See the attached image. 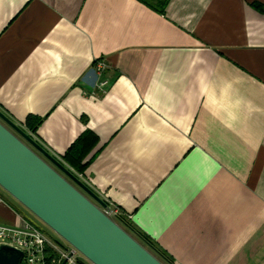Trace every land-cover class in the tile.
<instances>
[{
	"label": "crops",
	"instance_id": "obj_1",
	"mask_svg": "<svg viewBox=\"0 0 264 264\" xmlns=\"http://www.w3.org/2000/svg\"><path fill=\"white\" fill-rule=\"evenodd\" d=\"M0 112L58 160L92 133L68 169L174 264H264V0H0Z\"/></svg>",
	"mask_w": 264,
	"mask_h": 264
},
{
	"label": "water",
	"instance_id": "obj_2",
	"mask_svg": "<svg viewBox=\"0 0 264 264\" xmlns=\"http://www.w3.org/2000/svg\"><path fill=\"white\" fill-rule=\"evenodd\" d=\"M0 189L90 264H162L103 213L104 201L1 112ZM21 259L20 251L0 245V264Z\"/></svg>",
	"mask_w": 264,
	"mask_h": 264
},
{
	"label": "built area",
	"instance_id": "obj_3",
	"mask_svg": "<svg viewBox=\"0 0 264 264\" xmlns=\"http://www.w3.org/2000/svg\"><path fill=\"white\" fill-rule=\"evenodd\" d=\"M97 76L106 69L103 61H95ZM107 81L100 79L96 89L103 90ZM107 204V203H106ZM103 213L112 220L120 216L119 210L110 207ZM0 245L14 248L22 253L20 264H84L86 260L71 246L49 236L32 221H25L22 226L8 227L0 225Z\"/></svg>",
	"mask_w": 264,
	"mask_h": 264
},
{
	"label": "trees",
	"instance_id": "obj_4",
	"mask_svg": "<svg viewBox=\"0 0 264 264\" xmlns=\"http://www.w3.org/2000/svg\"><path fill=\"white\" fill-rule=\"evenodd\" d=\"M142 5L146 6L153 12L164 15L165 8L170 0H136ZM257 10H263L259 5H252ZM44 118L29 116L25 119L24 127L26 131L31 135H35L38 127L41 125ZM95 136L86 131L80 137H78L67 149L64 155L60 158V161L66 165L67 168L74 173L82 174L90 163V160L86 161V157L93 150L96 145ZM71 171V172H72ZM72 172V173H73ZM116 223L122 227L128 234L138 241L143 247H145L153 256H155L162 264H174L173 259L157 244L148 239L146 236L139 234L131 227L123 216H119L116 219Z\"/></svg>",
	"mask_w": 264,
	"mask_h": 264
},
{
	"label": "rangeland",
	"instance_id": "obj_5",
	"mask_svg": "<svg viewBox=\"0 0 264 264\" xmlns=\"http://www.w3.org/2000/svg\"><path fill=\"white\" fill-rule=\"evenodd\" d=\"M16 204L18 205L19 209L23 212V214L32 222H34L39 228H41L45 233H47L49 236L55 238L56 240H60V238L54 234L51 230H49L44 224H42L38 219H36L32 214H30L28 211H26L20 204H18L16 202ZM114 221L116 222V219H114ZM132 236V235H131ZM84 264H90L89 262H85Z\"/></svg>",
	"mask_w": 264,
	"mask_h": 264
}]
</instances>
